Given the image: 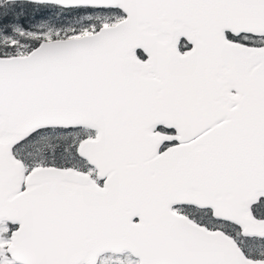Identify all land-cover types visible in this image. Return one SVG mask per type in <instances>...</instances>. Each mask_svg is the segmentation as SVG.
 I'll list each match as a JSON object with an SVG mask.
<instances>
[{
    "label": "snow or ice",
    "instance_id": "snow-or-ice-1",
    "mask_svg": "<svg viewBox=\"0 0 264 264\" xmlns=\"http://www.w3.org/2000/svg\"><path fill=\"white\" fill-rule=\"evenodd\" d=\"M0 264H264V0H0Z\"/></svg>",
    "mask_w": 264,
    "mask_h": 264
}]
</instances>
